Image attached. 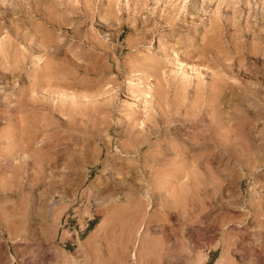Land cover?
<instances>
[{
    "label": "rangeland",
    "instance_id": "obj_1",
    "mask_svg": "<svg viewBox=\"0 0 264 264\" xmlns=\"http://www.w3.org/2000/svg\"><path fill=\"white\" fill-rule=\"evenodd\" d=\"M68 8L77 18L60 27ZM214 34L225 59L201 55ZM262 54L264 0H0V94L20 108L0 119V264H264ZM49 61L55 79L32 94ZM196 102L234 125L217 131L218 170L164 156V129L145 135L168 114V132L192 142L179 120ZM212 143L195 158L211 160Z\"/></svg>",
    "mask_w": 264,
    "mask_h": 264
},
{
    "label": "bare ground",
    "instance_id": "obj_2",
    "mask_svg": "<svg viewBox=\"0 0 264 264\" xmlns=\"http://www.w3.org/2000/svg\"><path fill=\"white\" fill-rule=\"evenodd\" d=\"M112 5V4H111ZM110 8V7H109ZM40 10V8H39ZM39 10H38V7H35L34 9V12H37L39 13ZM68 11H61V14H60V27H63L64 24H67V23H70V25L74 22V20L77 18L76 16H74V14L76 13V10H74V8H68L67 9ZM70 11V12H69ZM110 12V16H113L114 14L117 15V13H115V11L113 10H110L108 11L107 10V13ZM45 13V12H44ZM69 13V14H68ZM106 13V14H107ZM49 17H48V16ZM47 15H44L45 19L47 20L46 22L44 23H41V25L43 24H46V25H50L51 21H53V19L50 18V15L47 13ZM54 15V13L52 14ZM109 15V13H108ZM38 16V15H37ZM43 14L39 17H42ZM55 16V15H54ZM54 18V17H53ZM41 19V18H40ZM56 19V18H55ZM56 21V20H55ZM54 21V22H55ZM59 21V20H58ZM57 21V22H58ZM55 22V24L57 23ZM45 25V26H46ZM52 25V24H51ZM57 25V24H56ZM56 25H52V27H55ZM44 26V25H43ZM40 27V26H39ZM39 27H35V31L34 34L36 33V37L39 38V45L42 47V46H45V47H48L50 46V35L48 33V30L45 29V31H40V28ZM51 27V28H52ZM60 27L58 29H60ZM47 28V27H46ZM50 28V27H48ZM218 28V27H217ZM55 29V28H54ZM16 30V29H15ZM38 30V31H37ZM44 30V29H43ZM213 31V30H212ZM37 32H40V33H37ZM55 32V31H54ZM52 33V32H51ZM215 33V32H214ZM71 34V37H75V35H73L72 33ZM218 34V33H217ZM27 35V34H26ZM235 36H232L231 35V39L233 40L232 42H234L235 39L238 38L237 34H234ZM52 37V36H51ZM55 37V35H54ZM148 35L146 33L143 34L142 37L138 38V40H141V41H145V39H147ZM35 38V37H33ZM55 41V40H54ZM214 43L211 45V47L208 49V50H205L204 53H202L201 55L204 56V57H208L209 55H212V58L211 60L213 61L214 59H217V58H220V57H223L225 59V53L222 49V44H221V41L219 40L218 36L214 34ZM53 42V41H52ZM231 42V43H232ZM137 47V45L135 46ZM234 47V45H233ZM226 49V48H225ZM227 50V49H226ZM234 51L235 53L237 54H241V48L239 46H235L234 47ZM263 51L260 47L258 48H255L251 53H254L256 55H259L260 52ZM141 55V58H142V62L144 64H147L148 66H155V62L149 60L147 57H145L146 55H143V53H140ZM264 55V54H262ZM40 58V57H39ZM176 58H178V56H176ZM209 58V57H208ZM40 60V59H39ZM158 62V61H157ZM159 64V63H158ZM216 64V63H214ZM213 65V64H212ZM56 64L52 61H49V62H46L45 65H42L40 70H41V80L39 81H35L33 84H31V92L32 94H35V93H38L39 91L42 93V91L44 92V89L46 87H49L47 85V83H50L51 80L55 79L53 74V70H55V67ZM158 66V65H157ZM156 66V67H157ZM145 68V67H144ZM155 68V67H154ZM153 70V69H152ZM57 78V77H56ZM190 83V82H189ZM188 83V84H189ZM183 84H186V83H183ZM190 85V84H189ZM185 86V85H184ZM183 86V87H184ZM188 85H186L184 88H186ZM189 88V87H188ZM221 90H223V88L221 87L220 88ZM7 91V90H6ZM4 92L3 94H0V119H11L12 117H14L15 115H17L20 111V108H19V105L18 103H16L11 95H9V93L7 92ZM46 91V90H45ZM226 92V91H225ZM224 92V93H225ZM221 93L222 91H219L216 89H212L211 88V94H210V97H211V101L210 103L208 104V106H210L213 110H218V108L220 107V104L218 102V99L221 97ZM197 94H199V90H197ZM227 94V93H225ZM156 96V95H155ZM258 96V95H257ZM199 97V96H197ZM197 98H195L196 100ZM222 99V98H221ZM224 99V97H223ZM194 100V101H195ZM221 101V100H220ZM229 103V102H228ZM167 105V104H165ZM197 105V106H196ZM168 106H171V104H169ZM168 106H166L168 108ZM206 105H204V107H206ZM222 106V105H221ZM173 107V106H171ZM175 107V106H174ZM195 109H196V114L194 115L193 114V119L189 120L188 118L187 119H180L179 121L182 123V124H185L186 122L190 121L191 124L189 125H185L184 127L185 128H188V126H190V128L192 130H194V137L192 139V142H186L183 138L180 137V134H175L173 133L172 129L170 130V132H168V130L171 128L170 127V120H173L171 119L170 117L171 116H166V120L165 122H152V121H149L151 123V125L148 127V133L146 132V136L149 138V136L151 134H158V132H162L163 129L166 131L165 134H163L165 137H163V141H166L165 145L167 147V149L169 151L167 152H161L165 155H168V154H172V156H175L177 159H180L181 162H185L186 160H189V156H190V153H194L195 156L197 155H200L201 153H205L207 151V149L210 147L209 144L211 143V141L213 142L211 145L212 146V152H213V156L210 159H203L201 157H198V159L195 158V156H193L192 160L193 162L197 165V166H201V165H211V167L215 168V170H218L219 168H217L216 166H219L221 161H220V157H219V149L221 148V146H225V145H218L216 142L218 141V133L217 131L218 130H221V129H225L227 128V131H232L233 128H234V125L231 124V121L230 122H225L226 119L222 118L220 119L219 121H217L218 123L214 124V121L212 122V120L210 121L209 119H205V116L204 114L201 115L203 112H204V107H203V104L201 103H194V106ZM170 108V107H169ZM162 109V108H161ZM166 109V108H165ZM163 109V110H165ZM176 110V109H175ZM220 110V109H219ZM166 111V110H165ZM177 111V110H176ZM212 111V110H211ZM227 111V110H226ZM225 111V112H226ZM161 112V111H160ZM167 112V111H166ZM171 113L170 110H168L167 113ZM179 112V111H178ZM177 112V113H178ZM215 112V111H214ZM223 110H220L219 113H220V116L221 114L223 115L225 113ZM176 113V112H175ZM209 113H211L209 111ZM218 114V113H217ZM229 115V114H228ZM192 117V116H191ZM178 119H174V121H176ZM229 120V119H228ZM190 129V130H191ZM162 130V131H161ZM147 131V130H146ZM175 132V131H174ZM179 133V132H178ZM184 134V133H182ZM217 140V141H216ZM45 146V145H43ZM209 146V147H208ZM159 148V146H157ZM163 147H165L163 145ZM156 148V147H155ZM157 148V149H158ZM160 150V149H159ZM23 158V159H21ZM20 159H17V158H13V163L11 165H8V168L12 175L15 174L17 175L18 177H20L22 175L23 172H26V168L29 166V160L32 159V157L28 156V155H23V157H21ZM42 165V164H41ZM38 166V165H36ZM40 166V165H39ZM5 168V167H4ZM5 168V169H6ZM40 168V167H39ZM7 171V169H6ZM5 171V172H6ZM4 172V173H5ZM3 173V172H2ZM11 175V174H10ZM14 176V175H13ZM10 177V176H9ZM38 177V176H37ZM39 178V177H38ZM8 179V177L6 178ZM14 179V178H13ZM37 179V178H36ZM12 180V179H11ZM40 180V179H38ZM19 181H20V178H19ZM19 181H16L18 184ZM14 185H16L15 183H13ZM7 192V191H6ZM131 199V198H130ZM100 205V204H99ZM103 205V203H102ZM37 207V206H36ZM54 206H49L48 207V210H47V215L49 217L52 216V209H53ZM36 209V208H35ZM38 210V209H37ZM39 211V210H38ZM105 222L103 221L101 224L98 225V227L95 229V231H101L103 229H105V226L106 224H104ZM145 228L142 229V227H140V230L139 232L137 233L138 235L140 234V237H142L143 233L145 232ZM127 242L125 245H129L130 244V240L131 238L130 237H127ZM137 243V242H136ZM139 245V243H138ZM136 256V255H135ZM224 256V255H223ZM222 257V256H221ZM225 257V256H224ZM221 260V258L219 259ZM218 260V262H220ZM222 262V260H221Z\"/></svg>",
    "mask_w": 264,
    "mask_h": 264
}]
</instances>
